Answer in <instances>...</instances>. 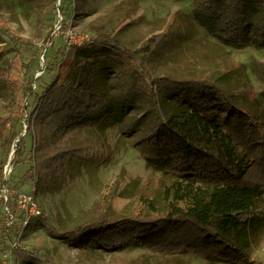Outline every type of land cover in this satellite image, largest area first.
<instances>
[{"label": "trees", "instance_id": "obj_1", "mask_svg": "<svg viewBox=\"0 0 264 264\" xmlns=\"http://www.w3.org/2000/svg\"><path fill=\"white\" fill-rule=\"evenodd\" d=\"M55 2L49 0L50 21ZM83 2L59 0L61 30L68 28V15L80 12ZM191 4L194 18L208 34L237 50L264 49V0ZM0 32L17 49L26 82L21 115L26 128L11 164L22 157L27 136L31 147L24 176L33 184L35 200L107 160L112 127L135 135L132 147L146 166L172 180L168 190L176 204L153 217H95L58 229L41 217L48 234L83 249L145 248L225 264L245 260L248 239L261 225L250 212L264 195L263 67H254L260 91L250 100H238L227 84L184 67V45L177 33L151 36L135 51L97 32L74 46L72 57L66 55L68 46L53 42L42 56L44 70L33 79L43 48ZM166 61H172L171 70L152 75L156 63ZM5 70L0 68V80ZM130 111L137 117L126 124ZM8 124V119L0 120V139ZM18 135L11 134L9 143ZM3 188L8 192L0 164V202ZM18 193L7 195L11 216L0 212L2 239L20 236L24 213L15 205ZM11 255L14 264H53L33 248L14 247Z\"/></svg>", "mask_w": 264, "mask_h": 264}, {"label": "rangeland", "instance_id": "obj_2", "mask_svg": "<svg viewBox=\"0 0 264 264\" xmlns=\"http://www.w3.org/2000/svg\"><path fill=\"white\" fill-rule=\"evenodd\" d=\"M58 3L56 0L55 18L50 21L49 0H0V30L30 41L37 49H47L53 42L56 46H68V57L73 56L74 46L90 40L97 32L106 33L135 51L151 36L177 33L184 45V67L189 66L187 69L191 71L227 84L238 100L243 97L250 100L260 91L254 67L255 70L264 68V49L237 50L208 34L194 18L191 0H84L80 12L68 15V28L65 30L60 29L62 17ZM40 28L44 29L41 35L37 33ZM4 37L0 32V68L6 69L4 80H0V120L8 119L9 124L4 138L0 139V164L3 165L8 192L4 188L1 190L4 202H0V212L11 216L6 207L7 195L13 191L31 193L33 184L24 176L29 167L26 151L31 147L27 136L22 157L14 166L10 161V171L4 176L9 155L16 151L13 142L24 134L26 128L21 119L26 82L20 71L17 49ZM38 64L44 63L39 59ZM172 66V61L156 63L152 75L167 73ZM32 88H35L34 84ZM136 117L134 111L128 112L125 123ZM13 133L19 135L9 143ZM108 139L111 145L108 159L95 170L74 177L56 191L37 195L40 214L31 217L27 226L22 222L17 239L0 237V250L6 251L12 245L15 248H33L53 264H225L145 248L119 251L83 249L58 240L45 231L40 223L41 217L48 219L55 229L72 228L95 217L135 214L153 217L159 210L176 204L168 190L172 180L148 168L133 149L135 135L125 133L122 127H112L108 130ZM250 215L259 219L261 225L248 239L249 245L244 249L245 260L235 264H264V195ZM0 264H14L13 255L0 257Z\"/></svg>", "mask_w": 264, "mask_h": 264}, {"label": "built area", "instance_id": "obj_3", "mask_svg": "<svg viewBox=\"0 0 264 264\" xmlns=\"http://www.w3.org/2000/svg\"><path fill=\"white\" fill-rule=\"evenodd\" d=\"M15 205L18 209L23 211L24 213L23 224L26 226L28 225L31 217L40 214V209L31 193L19 192L15 198ZM14 247L15 246L12 245L11 248L6 251L0 250V257H10L12 254V248Z\"/></svg>", "mask_w": 264, "mask_h": 264}, {"label": "water", "instance_id": "obj_4", "mask_svg": "<svg viewBox=\"0 0 264 264\" xmlns=\"http://www.w3.org/2000/svg\"><path fill=\"white\" fill-rule=\"evenodd\" d=\"M44 52H45V49H44V50L41 52V54H40V60H41V61H43V60H42V56H43ZM44 68H45V66H44V64H42L40 70L34 74L33 79H35V78H36V77H37V76H38V75L44 70ZM17 141H18V138H16V139L14 140V142H13V145H14V146L16 145ZM14 153H15V150H13V151L10 153V155H9V159H8V165L10 164V161L12 160V158H13V156H14ZM6 174H7V171H6V168H5L4 176H6Z\"/></svg>", "mask_w": 264, "mask_h": 264}, {"label": "bare ground", "instance_id": "obj_5", "mask_svg": "<svg viewBox=\"0 0 264 264\" xmlns=\"http://www.w3.org/2000/svg\"><path fill=\"white\" fill-rule=\"evenodd\" d=\"M6 171H7V174H8L9 171H10V166L9 165L6 166Z\"/></svg>", "mask_w": 264, "mask_h": 264}]
</instances>
